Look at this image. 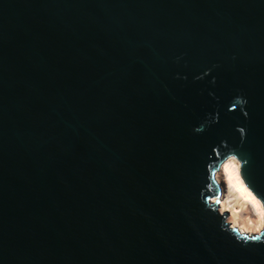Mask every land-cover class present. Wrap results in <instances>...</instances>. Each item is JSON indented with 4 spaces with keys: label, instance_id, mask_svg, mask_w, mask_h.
I'll use <instances>...</instances> for the list:
<instances>
[{
    "label": "water",
    "instance_id": "water-1",
    "mask_svg": "<svg viewBox=\"0 0 264 264\" xmlns=\"http://www.w3.org/2000/svg\"><path fill=\"white\" fill-rule=\"evenodd\" d=\"M230 158L264 211V0H0V264H264Z\"/></svg>",
    "mask_w": 264,
    "mask_h": 264
},
{
    "label": "bare ground",
    "instance_id": "bare-ground-1",
    "mask_svg": "<svg viewBox=\"0 0 264 264\" xmlns=\"http://www.w3.org/2000/svg\"><path fill=\"white\" fill-rule=\"evenodd\" d=\"M240 167H241V164L237 159L230 158L224 164V168H223L222 172H220L222 178L224 175L225 179L222 180V178L220 177V174H217V180L219 182L224 181V180L226 181V182L225 181L224 182L226 184V190H227L224 197H223L224 199L222 200L220 210L223 213L225 211H230V208H231L230 205L233 204V203H231L233 201V198H240V200H242L246 205L249 206L250 212L253 214L251 219H255V221L258 220V225L263 226L264 211H263V208L261 207L262 203L258 200L261 203V204H259L256 200L257 198L253 195V193L246 188V186H245V184L242 181V178L240 176ZM226 200H227V202H226ZM229 217H228V221H230ZM231 223L233 226L236 227L235 223H233V222H231ZM250 223H252V222H250ZM258 225L254 226V224H253V226L255 227L256 230H255V232H252V233H258L262 229L261 228L259 230ZM237 227L242 232H247L245 230L246 228L244 229L238 225H237ZM247 230L251 231V228L247 229ZM248 233H251V232H248Z\"/></svg>",
    "mask_w": 264,
    "mask_h": 264
},
{
    "label": "rangeland",
    "instance_id": "rangeland-1",
    "mask_svg": "<svg viewBox=\"0 0 264 264\" xmlns=\"http://www.w3.org/2000/svg\"><path fill=\"white\" fill-rule=\"evenodd\" d=\"M220 174V177L222 178L221 176V173H218ZM225 179V176L223 175V178L222 180ZM225 181V180H224ZM243 181V180H242ZM226 182V181H225ZM257 202L259 204H261L258 199H256ZM227 202V200H226ZM233 204L230 205V212H231V216L229 217V220L233 223L236 224V226H240L242 228H246L245 230L247 232H255V225H258V220L255 221V219H251L252 218V213L250 212V208L248 205H246L242 200H240V198H233V201L231 202ZM262 207V205H261ZM242 208V209H241ZM247 211V212H246ZM252 222V223H250ZM254 224V226H253ZM259 226V225H258ZM251 228V231L250 230H247V229H250ZM262 228V226H259V230Z\"/></svg>",
    "mask_w": 264,
    "mask_h": 264
}]
</instances>
